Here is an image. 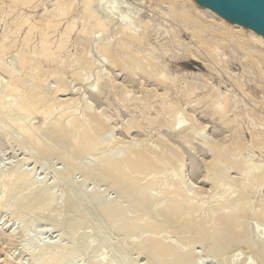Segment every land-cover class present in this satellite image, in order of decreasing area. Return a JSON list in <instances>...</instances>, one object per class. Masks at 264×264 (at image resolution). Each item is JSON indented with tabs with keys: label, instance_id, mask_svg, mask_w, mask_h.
<instances>
[{
	"label": "rangeland",
	"instance_id": "374dc122",
	"mask_svg": "<svg viewBox=\"0 0 264 264\" xmlns=\"http://www.w3.org/2000/svg\"><path fill=\"white\" fill-rule=\"evenodd\" d=\"M96 1L100 2L97 6L102 7L100 5H103L105 8V15L114 16L115 19L119 16L121 11L123 13V10H125L124 13H126V11L129 12L132 10V6H135L134 10L138 9L141 11L142 14L138 10L137 12L135 10V14L134 10H132L133 14L136 16L141 14L144 25H150L144 26L145 28L147 27L146 32L143 27V33L145 32L144 43L141 44L139 48L135 47L134 51H139L141 55H143L145 51L151 52L155 57L158 55V69L166 70L165 73L157 77V79H154L156 77H153L151 71H145L146 68L144 69V64L146 61L140 56V53L135 56L134 54L131 55L134 57L138 56L137 58H130L129 55L127 57L123 53V55L120 54L122 59L126 57V64L118 66L113 64L112 58L109 57L107 53L101 54L97 48L99 45L98 43L107 39H112L111 42L117 40V38H115V29H117L119 25H117L118 18L115 20L116 22L114 24L112 23V25H110V28H108L106 32H100L98 30L99 27L95 28L96 30L91 28L95 31L90 29L92 33L89 32L90 35L88 39L80 42L74 40L75 33H77L81 27V20L76 19L77 25L75 26L74 33L70 36L71 39L69 38L67 43L68 46L66 45V48H64L59 55L60 59L54 63L58 66L57 69L63 71L66 70L70 61L73 60L74 57L72 59L71 57L79 55L81 60L76 69L69 71L67 69L66 71H68V73L65 74V79L63 76L64 80H61L64 82H62L58 79L59 75H55L54 64L50 66L40 61L38 64V67H40L39 70H41L40 72L45 70L44 73H47V76H45L47 79H44V77L41 78L45 80L44 82L41 80L39 81L37 78L39 75L36 76L37 74L35 75V72H29L28 75L30 77L26 76L29 78H26L28 86L25 85L26 87L22 88L24 91L29 88L28 90L31 89L33 92L37 88L39 91L37 90L36 92H40L44 96L48 95L47 97L52 96L56 99L57 103H64L66 100L71 103L68 105L69 107L64 106V111L56 109L52 110L47 115H44L43 112L42 115H40V111L36 112L37 114L33 116H29L28 113L20 109L19 111L17 108L15 110L6 109V107L10 106V103L14 99L13 97L17 96L21 98V95L24 93L22 89V92L18 89L12 91L13 89L15 90L16 87L12 89V86L9 84V77L11 76L8 74L11 75L10 72H12L15 67L19 66V58L22 59L23 57L20 53H22L21 49L25 43L24 39L28 27L25 25L18 33L13 34L12 31L15 27L14 22L16 21V17H21V15L17 16L19 9L13 12L7 3L8 1L0 0V2L5 3H3L4 10H1L2 13H0V41L3 40L7 33H12L11 38L14 37L15 40L11 43L12 47L7 51L8 53H4V55L6 54V58H4V55H0V176H4L14 169V171L25 169L30 172V175H28L29 172L27 174L29 177L26 175V185L23 189L21 188L18 189V191H13L12 193L14 194L8 193L5 185H3L5 182L0 180V256L4 258L14 247L11 250L13 254V256L10 255L11 257H23V261H26L25 264H34L31 263L32 256L29 251L37 249L41 241L46 238L47 241H52V244L59 245L57 252H59L58 255H60L62 259L60 258V260H57L54 264H93L97 255H105L106 257L108 255V257L112 258L113 254L115 260L119 258L117 261L114 260L116 264H192L194 262L198 264H264V239L261 240L263 246L259 244L262 247L256 246V249H250L248 248L249 246L244 245L247 241L246 238L250 237L255 230L257 231L259 227L264 229V176L262 175L264 172V147H262L264 146V44L260 45L247 41L245 39L247 38L245 34H243L244 37L239 34L238 37L235 36V38L232 37L224 41L214 40V38H210V33L207 34L206 32L199 35L193 30L190 23L187 24L186 22L185 25L184 19H179L171 13H177L180 10L179 8L184 5L183 0H173V2L172 0ZM122 1H125V3L123 4ZM151 2L152 4H150ZM43 3H37L38 6L36 8L25 7L22 11H24V15H29L33 22H37L44 10L54 7V0H47ZM80 4L81 3H79V5ZM124 5L127 8L125 7L124 9ZM78 8L80 7L78 6ZM74 17H76V12L63 18L59 28L62 29L67 23V20H73ZM208 19L210 20L211 18L208 17L205 20V18L201 17L199 19L201 21H198L200 23L202 22L203 24H201L204 26L208 25V23L210 24ZM212 25H208V27L212 28L214 26ZM215 27L216 26L213 28ZM56 33L57 32L51 33L53 41L57 39L56 36L58 33ZM200 36L203 38H200ZM39 37L38 33L33 34L31 36L30 45H36ZM144 44L146 47L143 46ZM84 51H90L89 56L91 57L89 58H91L92 62L95 64H92L90 59L86 56L83 57V54H87L84 53ZM28 56L31 55L28 54ZM2 57L4 59H2ZM118 59L119 58L115 60L118 61ZM134 59L137 62H135ZM140 60L142 63H140ZM61 61H63V63ZM136 63L140 65L138 66ZM6 64L8 65L7 69L4 67ZM8 67L12 69H8ZM131 67L134 68L132 69ZM2 68L3 71L6 69V72H3L1 70ZM149 75H152V77ZM53 77L56 80H54ZM166 77L173 78L171 81L169 80V84L162 82ZM57 81L61 82H58L60 86L63 85V93L62 91L56 92L58 91V89H56V87H58ZM10 83L13 84L12 80ZM62 83H66V87ZM31 87L35 88L32 89ZM42 88L46 89L47 92L44 89L42 90ZM50 92L53 95H50ZM220 93L222 96L227 93V96H224L227 101L225 109L228 108V119L225 123L221 115L212 109L215 101L214 98L219 99V97H221ZM198 99H202L203 101L206 100L208 104L204 106L196 105L197 102L195 101ZM89 104L91 106H89ZM171 105L172 109H176L178 106L176 111H178V108L181 106L180 110L175 115H173L175 111H172ZM87 106L92 108L89 109L91 111L87 114L89 115L90 113V115L87 116L88 126L92 125V127L94 126L95 128L98 125V127L92 129L95 133L89 136L94 138L91 139V141L89 137L85 139V141H88V145L86 146V143L84 145V142L83 144L79 143V145L78 143H74L75 141H73V139L81 135L77 134L80 131L73 133V135L75 134V136H73L74 138H72V136L71 138L60 137L64 131V125L61 124L62 121L64 122L67 116L77 114L78 112L80 113L84 109H87ZM64 107L62 106L61 109ZM90 116H92L91 119L93 118L92 121L89 118ZM177 118L188 119L189 126L190 123L191 126H193V129H191L192 133L186 140L181 139L178 130L170 131L168 129L169 124L171 122H176ZM94 120L97 122L95 121L93 124ZM150 120H152V123ZM18 122L29 124L32 127L33 138L36 141L32 138V134L29 135L30 137L24 135L18 127ZM92 130L91 133H93ZM257 139H259V141ZM203 140L206 142L204 141V143ZM37 142L39 144H37ZM90 142L93 143L91 144ZM94 144L97 147H94ZM98 144L100 145L98 146ZM23 146L25 149H23ZM137 146L139 148L142 146L140 150L145 149L147 153L155 152L154 149L158 152L160 148V152L155 154L157 162L154 161L156 163H153L150 167L151 171H146L147 174L145 171L143 173L141 171L139 174H134L132 179L129 177H121L122 179L120 178L117 181L116 178L112 176L113 170H108L103 166L105 156L110 157L109 155L115 156L118 154L120 158H126L129 157V155H134L135 149H137V151L139 150ZM26 148L28 151H26ZM55 148H57L58 152L61 151L59 155L60 159H58L59 156L57 155V158L51 160L50 158H53L51 156H53L54 153V155L57 154ZM169 151H171V153ZM179 151L183 152L184 155L186 154V156H184L183 162L180 161L181 163L178 162L175 165L173 163L175 159L174 155L179 154ZM32 153L35 158H33ZM36 153L37 156H39L38 158ZM149 155L152 154H148V156ZM61 157H65V159ZM36 158L38 159L37 162L35 160ZM68 158H71L70 161H68ZM248 160H252L253 163ZM49 161L53 163L48 164ZM192 161H195V165L193 166ZM44 162L47 163L45 164ZM54 163L55 165H53ZM257 163L262 164V170L258 173V177L260 178L259 174H261L263 178L260 179L263 182L260 181L258 177L255 179L257 182L254 181L251 176L250 179L252 178L253 180L250 181L249 177L246 175V173L248 175L251 174L250 167H253ZM44 165L46 166L44 167ZM52 165L53 168L55 166L54 169H51ZM214 165V174L212 172V176L211 173L208 172L210 173L208 174L207 171H209L210 167H214ZM244 169L245 171H243ZM247 169L248 171H246ZM224 171L228 174L226 175L228 181L225 178L226 182H228L227 185L229 182V185H231V183L233 184V182L235 184L228 188L230 192L227 190L228 192L226 191L223 194L224 191L220 192L219 190L216 194L218 196L215 198L211 197V194L214 196L216 191L215 187V190H213V186H216V183L215 185L211 183L214 180V175H216L217 172L220 174V172ZM249 171L250 173H248ZM173 174L178 177L175 176L174 178ZM94 175L102 176L103 180L99 177L95 178ZM186 175H188V178ZM168 176L175 180L177 178L179 181L182 180V185L187 189L192 185V188L190 186L188 190H192L193 187H195L194 189L199 191V198H201V195L206 196H204V198L202 196L204 203L199 207L191 208L192 210L186 209L183 207L184 205H181L182 208L180 207V210L182 212L184 211L183 213L180 211V214V212L178 213L177 211L172 215H168L167 207L170 205L169 203H171L172 199L175 200V198L178 197L176 200L179 201V199L183 197L182 195L177 196V194H175V197L173 196L174 198L168 196V194H165V196L164 194L162 195L160 187L169 186L170 178ZM191 177L193 178L192 181L190 180ZM236 177L238 183L232 180ZM245 177L246 180L244 179ZM44 178V183L46 182L45 184L50 186L51 190L47 192L48 196L46 199L43 201L41 200L42 202L38 204L36 203V207L34 206L35 208L25 209L26 207H22L20 204H22L23 197L33 189L32 192L34 193L38 184H40V181L44 180ZM85 178H87V180ZM206 178L209 179L207 180ZM149 179L150 181H148ZM85 180L86 183L84 182ZM109 181H111V184ZM152 181L158 183L153 184ZM165 181L167 184H165ZM147 182L150 184L149 191L154 194H159V196L162 197L141 199L138 191L140 193L144 188L143 185L148 184ZM239 182L241 183L239 184ZM131 183L134 185L136 184V188H130ZM141 184H143L141 186L142 188L140 187ZM28 188H31V190L29 191ZM124 190L130 195L126 194V191V193H124ZM210 191H212V193ZM98 192H102V196H98L94 201L90 202V195H95ZM88 193H90V195L87 196L89 197L87 199L86 194ZM136 193L138 195H136ZM220 193H222L223 196H220ZM83 199L85 200L83 201ZM239 199H244L245 201L242 200V202L245 203V205H242V202H238V205L237 200L241 201ZM182 200L178 203L181 204ZM234 201L236 202L235 209H233ZM230 204L233 211L230 207L229 211L228 206ZM106 205L108 207H106ZM109 205L113 208V212H109V209H107L108 211L103 209L104 206L105 208H109ZM163 206H165L164 211ZM119 207L125 212L120 211ZM219 209H221V211ZM217 210L221 214L218 213ZM105 211L109 212V214H105L107 213ZM121 213H123L124 216ZM212 215H215V217L212 218ZM226 218L228 220H226ZM147 219H150V221ZM43 220H45L46 223ZM135 220H139L138 223L141 220L143 222L145 221L144 223L151 222V224L152 221H155L159 227L153 223L152 226L154 225L153 227H157L155 229L150 227L151 224L148 223L146 225L149 226V230L142 224L145 228L140 226L143 227V229L139 228L138 235L136 234L135 237L132 238V240H134L132 244L130 242L125 243L119 241L120 239L117 236V232L123 231L122 233H124L130 223ZM143 222H140V224ZM58 223L61 224V226ZM58 225L63 229H55V226L57 227ZM45 226H48L47 229L50 230V232L44 229ZM68 227L69 229L71 227V230H69ZM263 229H260V232L264 233ZM216 230L218 231L215 232ZM13 231H16L13 238L14 240L12 238L10 239L14 241V244H12V248H9V250V237L11 234L14 235ZM148 231L151 232L149 233ZM150 235L153 237L151 238ZM230 235L231 238L229 237ZM262 235L264 237V234ZM147 239L150 243H145ZM85 241H88V243L90 242V247H88V249H82L78 251V253L75 252V257L70 260L68 256L72 248ZM218 241L221 242V244ZM108 242H110L109 245ZM151 243H157V245ZM140 244L142 247H140ZM149 244L153 248H151ZM143 245L149 247V249H153L152 251L150 249L149 252L147 250V252H151V254L148 255L142 249L144 247ZM158 245L162 248L163 253L160 251L161 248ZM169 245L173 247L174 251L171 250V246L169 250ZM156 246L159 248L156 249ZM209 246H211L214 251L208 248L209 251L211 250L208 254L209 256L201 254L203 252L202 250L205 249L206 251V248ZM113 249H116L115 251L118 250V253H112ZM164 249L168 251L165 253L168 254L166 256L164 254ZM178 251L179 253L183 251L185 256L182 255L183 253L179 254ZM170 252L175 253L170 254ZM152 253L156 254H154L156 258ZM259 253L262 256H260ZM197 255L199 258H196ZM180 256L183 259H181ZM152 258L157 259V261H152ZM13 259L14 258L10 259V264H16L17 262L15 263V261H19ZM1 262L2 260H0V264Z\"/></svg>",
	"mask_w": 264,
	"mask_h": 264
},
{
	"label": "bare ground",
	"instance_id": "6f19581e",
	"mask_svg": "<svg viewBox=\"0 0 264 264\" xmlns=\"http://www.w3.org/2000/svg\"><path fill=\"white\" fill-rule=\"evenodd\" d=\"M6 1H8L7 3H8V5H9V7L12 9V11L14 12V11H16L17 9H19L18 10V12H17V16H20L21 15V17L20 18H18V17H16V23L14 22V24H15V27H14V30L12 31V33L13 34H16V33H18L20 30H21V28L22 27H24L25 25H27V27H28V30H27V33H26V36H25V39H24V41H25V43H24V45H23V47H22V49H21V52L22 53H20V54H22V59L21 58H19L20 59V63H19V66H17V67H15V69L14 70H12V72H10L11 73V75L10 74H8L9 76H11V77H9V79H10V82H11V80H12V83L13 84H11L10 82H9V84L12 86V89H13V87H16V89L14 90H12V91H16L17 89L18 90H20V92H22L21 91V89L22 88H24V87H26L25 85H27L28 86V83H26V80L27 79H29V78H27L29 75H28V73L30 72H35V75L36 76H38L39 75V77H37L38 79H39V81L41 80V81H45L44 79H47L45 76H47V73L45 72L44 73V71H42V72H40L41 70H39L40 69V67H38V64L40 63V61H42L43 63H46V64H48V65H53L54 63H56L57 61H58V59H60L59 58V55H60V53L62 52V50L64 49V48H66V45H67V43H68V41H69V38H70V36L74 33V31H75V26L77 25L76 24V19H79V20H81V27L79 28V30H78V32L77 33H75V35H74V40L76 41V42H80V41H84V40H87L88 39V36L90 35V33H92V31H90V29L91 28H97V27H99V31L100 32H106L107 30H108V28H110V25H112V23L114 24L116 21V19L118 20L117 21V29H115V31H116V35H115V38H117V40H115V41H113V42H111V40L112 39H107V40H104V41H102V42H100V43H98L99 45H98V50L101 52V54L102 53H107L108 54V56L109 57H111L110 59L112 60V62H113V64H115L116 66H118V65H121V64H126V57L124 58V59H122V57H121V55L120 54H124L125 56H127L128 57V55L130 56V58L131 57H134L135 55H137V54H139L140 52L138 51V52H136V51H134V49H135V47H140V45L141 44H143L144 43V40H145V36H144V34H145V32L147 31V27L145 28L144 26H149V25H144V21H142V16H141V11H139L138 9H135L136 10V12H137V10L141 13V14H139L140 16H141V18H140V16L139 15H135L136 14V12H135V10H134V7L132 6V10H134V13L135 14H133V12H132V10H130L129 12H127L126 11V13H124V11L125 10H123V13H122V11L120 12V14H119V16L118 17H116V19L114 18V16H111V15H105L106 13H105V8L103 7V5H100V6H102V7H99V6H97V5H99L100 4V2H97L96 0H54V7L52 8V9H46V10H44L43 12H42V14H41V17H40V19L38 20V19H36V20H38L37 22H33L32 21V19H31V17L29 16V15H24V11H22V9L23 8H32V7H34V8H36L37 6H38V4L39 3H43L44 1H47V0H6ZM49 1V0H48ZM53 1V0H52ZM100 1V0H99ZM115 1V0H114ZM128 1H130V0H128ZM133 1V0H132ZM137 1V0H136ZM146 1V0H145ZM184 1V5H182L179 9V11L177 12V13H175V12H171L173 15H175V16H177V18H179V19H184V21H185V25H186V22H187V24L188 23H190L191 25H192V27H193V30H195L199 35L201 34V33H203V32H206L207 34L208 33H210L209 34V36H211L210 38H214V40H218V41H224V40H228V39H231L232 37H234L235 38V36H239V34H240V36H243V34H245L246 36H247V38H245L247 41H251V42H254L255 44H264V36L263 35H260L258 32H256L255 30H253V29H251V28H245V26H242V25H240V24H238V23H230V22H228V21H226L221 15H219L218 13H216L213 9H205V7L204 6H202V5H200V4H198V3H196L194 0H183ZM97 2V3H96ZM104 2V1H103ZM123 2V1H122ZM172 2H173V0H172ZM4 3V2H0V13H2V11L4 10L3 8H4V4H3V7H2V4ZM38 3V4H37ZM79 3H81L80 5H79ZM102 3V2H101ZM125 3V1L123 2V4ZM44 4V3H43ZM128 4V3H127ZM135 4V3H134ZM138 4V3H137ZM143 4V3H142ZM150 4H152V2L150 3ZM46 5V4H45ZM80 7V8H78V6ZM47 6V5H46ZM130 6V7H131ZM110 7V6H109ZM125 5H124V9H125ZM77 8V9H76ZM127 8V7H126ZM137 8V7H136ZM142 8V7H141ZM171 8V7H170ZM130 9V8H129ZM128 9V10H129ZM153 9V8H152ZM2 10V11H1ZM122 10V9H121ZM141 10V9H140ZM142 10H143V8H142ZM171 10V9H170ZM115 11V10H114ZM74 12H76V17H74V19L72 20H67V23L65 24V26L62 28V29H60L59 28V26H60V24L62 23V19L63 18H65V17H67V16H69V14H71V13H74ZM107 13H108V11H107ZM117 13V12H116ZM6 14H7V12H6ZM13 14V13H12ZM138 14V13H137ZM168 14H169V12H168ZM8 15V14H7ZM6 15V16H7ZM31 15V14H30ZM170 17V16H169ZM201 17H203V18H205V20L208 18V17H210L211 19L209 20V22H210V24L208 23V25H214V26H216L215 28H209L208 27V25H202L199 21H201V20H199ZM18 18V19H17ZM113 18V19H112ZM176 18V17H175ZM2 19V18H1ZM15 19V18H14ZM69 19V18H68ZM119 19H120V21H119ZM173 19V18H172ZM199 20V21H198ZM113 21V22H112ZM2 22V21H1ZM121 22V23H120ZM146 23H149V22H146ZM145 28V32L143 33V31H144V28ZM91 30H93V29H91ZM96 30V29H95ZM95 30H93V31H95ZM7 31V30H6ZM52 32H57L56 34H57V39L55 40V41H53V39L51 38V33ZM90 32V33H89ZM12 33H7L6 35H5V37L3 38V40L2 41H0V55H4V53H6L7 51H9L10 50V48L12 47V45H11V43L12 42H14L15 40H14V37L13 38H11V34ZM39 34V39H38V41H37V44L36 45H30L31 43H30V41H31V36L33 35V34ZM196 33V34H197ZM114 36V35H113ZM117 36V37H116ZM119 37V38H118ZM147 37V36H146ZM199 37V36H198ZM202 36H200V38H201ZM244 37V36H243ZM112 38V37H111ZM114 38V37H113ZM203 38V37H202ZM205 38V37H204ZM71 39V38H70ZM203 40V39H202ZM205 40V39H204ZM231 41V40H230ZM235 41V40H234ZM238 42H240V41H238ZM204 43V42H203ZM242 43V42H241ZM201 44H202V41H201ZM205 44V43H204ZM207 45V44H206ZM68 46V45H67ZM144 47H146L145 46V44L143 45ZM211 46V45H210ZM240 48V47H239ZM146 50V49H145ZM210 50V49H209ZM211 51V50H210ZM19 52H20V50H19ZM8 53V52H7ZM18 53V52H17ZM30 54L31 56H28V54ZM84 53H87L86 55L85 54H83V57L84 56H86L88 59H90V61L92 62V59L91 58H89V57H91V56H89L90 55V51H87V52H85L84 51ZM143 53V52H142ZM151 53V52H150ZM148 51H145L144 53H143V55H141V53H140V56L143 58V59H145V61H146V63L144 64V62H143V64H144V69L146 68V70L145 71H151L152 72V74H153V77H156V78H154V79H157V77H159V76H161V75H163L164 73H165V71L164 70H162V69H158V65L159 64H157L158 62L157 61H159V59L157 58L158 57V55H156L157 57H155L152 53L150 54ZM16 54V53H15ZM19 54V53H18ZM80 54V53H79ZM82 54V53H81ZM106 54V55H107ZM122 54V55H123ZM134 54V56H131V55H133ZM169 54V53H168ZM171 54V53H170ZM212 54V53H211ZM247 54V53H246ZM6 55V54H5ZM5 55H4V58H6L5 57ZM63 55V54H62ZM248 55V54H247ZM82 56V55H81ZM172 56V55H171ZM196 56V55H195ZM262 56V55H261ZM19 57V56H18ZM74 57V58H73ZM124 57V56H123ZM138 56H136V57H134V58H137ZM3 57H2V59H4ZM17 58V57H16ZM73 58V60L72 61H70V64L67 66V68H66V70L68 69V71L69 70H72V69H76V67L78 66V64H79V62H80V56L79 55H74V56H72L71 57V59ZM117 58H119L118 59V61H116L115 59H117ZM19 59H17V60H19ZM87 59V60H88ZM139 59V58H138ZM15 60V59H14ZM115 60V61H114ZM135 60V59H134ZM133 61V60H132ZM41 62V63H42ZM62 63H63V61H61ZM111 62V61H110ZM135 62H137L136 60H135ZM218 62V61H217ZM94 62H92V64H93ZM139 63V62H138ZM140 63H142V61L140 60ZM61 64V63H60ZM95 64V63H94ZM134 64V63H133ZM137 64V63H136ZM135 64V65H136ZM219 64V63H218ZM44 65V64H43ZM55 65V64H54ZM138 65V64H137ZM137 65H136V67H137ZM140 65V64H139ZM138 65V66H139ZM261 65V64H260ZM7 64H6V66H4V67H6V69H7ZM1 67V66H0ZM61 67V66H60ZM64 67H65V65H64ZM135 67V66H134ZM133 67V68H134ZM142 67V66H141ZM140 67V68H141ZM53 68V67H52ZM54 68H55V71L54 72H56L55 73V75L57 76V75H59L58 76V79L59 80H61V79H63V76H64V79H65V74L66 73H68V71H66V70H59V69H57L58 68V66H54ZM132 68V67H131ZM132 68V69H133ZM139 68V67H138ZM5 69V70H6ZM8 69H12V68H9L8 67ZM46 69V68H45ZM61 69V68H60ZM137 69V68H136ZM135 69V70H136ZM2 71H3V68L1 69ZM4 70V71H5ZM52 70H54V69H52ZM51 70V71H52ZM138 70V69H137ZM142 70H143V68H142ZM3 71V72H4ZM8 71V70H7ZM47 71V70H46ZM49 71H50V68H49ZM6 72V71H5ZM9 72V71H8ZM80 72V71H79ZM134 72V71H133ZM49 73V72H48ZM58 73V74H57ZM137 73V72H136ZM135 73V74H136ZM54 74V73H53ZM151 74V73H150ZM33 75V74H32ZM51 75H52V72H51ZM27 76V77H26ZM34 76V75H33ZM32 76V77H33ZM138 76V75H137ZM149 76H151L152 77V75H149ZM30 77V76H29ZM45 77V78H44ZM55 77V76H54ZM53 77V78H54ZM27 78V79H26ZM35 78V77H34ZM41 78H44V79H41ZM36 79V78H35ZM50 79V78H49ZM63 79V80H64ZM150 79V78H149ZM171 79H173V78H170V77H166L165 79H164V81H162V82H164V83H166V84H169V80L171 81ZM54 80H56L55 78H54ZM30 81H32V80H30ZM62 81V80H61ZM102 81V80H101ZM159 81V80H158ZM58 82H60V81H57V83ZM62 82H64V81H62ZM133 82V81H132ZM238 82V81H237ZM236 82V83H237ZM61 83V82H60ZM62 84H64V83H62ZM114 84V83H113ZM239 84V83H238ZM14 85V86H13ZM57 85V84H56ZM65 85V87H66V83L64 84ZM58 87H56V89H58V91H56V92H61L62 91V93H63V89L64 88H62V86L63 85H61L60 86V84L58 83V85H57ZM238 87V86H237ZM32 88V87H31ZM35 88V87H34ZM34 88H32V89H34ZM99 88V87H98ZM29 89V88H28ZM25 90L24 91V89H22L23 91H24V93L21 95L22 97L21 98H18L17 96H15L14 95V93H13V95L15 96V97H17V98H15V97H13L14 99L12 100V102L10 103V106L9 107H6L5 105V107H6V109L7 108H9V110L11 109V110H15L16 108H17V110H22V111H25L26 113H28V115L30 116V115H34V114H37L36 112H40V115H42V112L44 113V115H47V114H49L52 110H56V109H60V110H63V109H65V107H67L71 102H68L67 100L66 101H64V103H57L56 102V99H54L52 96L50 97H47V96H44L42 93H40V92H36L38 89L36 88L35 90H34V92L30 89V90ZM44 88H42V90H43ZM62 89V90H61ZM97 89V88H96ZM46 92H47V90L46 89H44ZM39 91V90H38ZM50 91H53V90H50ZM68 91V90H67ZM67 91H65V92H67ZM19 92V91H18ZM193 92V91H192ZM49 93V92H48ZM51 93V92H50ZM164 93H166V92H164ZM16 94V93H15ZM227 94V93H226ZM225 94V95H226ZM46 95V94H45ZM50 95H53L52 93L50 94ZM224 95V96H225ZM71 96V95H70ZM220 96L221 97H219V99L217 100V99H215L214 98V104H213V106H212V109L215 111V112H217L219 115H221V117H222V119L224 120V123L226 122V120L228 119V116H227V113H228V108L227 109H225V105H226V99L224 98V96H222L221 95V93H220ZM227 96V95H226ZM20 97V96H19ZM210 97H211V95H210ZM69 98V97H68ZM157 98V97H156ZM161 98V97H160ZM209 98V97H208ZM72 99V98H71ZM74 99V98H73ZM163 99V98H162ZM168 99V98H167ZM69 100V99H68ZM213 100V99H212ZM69 101H71V100H69ZM72 101H74V100H72ZM195 102H197L196 103V105H202V106H204V105H207L208 104V101H203L202 99H198L197 101H195ZM76 103V102H75ZM212 103V102H211ZM7 105V104H6ZM61 105V106H60ZM73 105V104H72ZM180 105V104H179ZM64 107V108H62L61 109V107ZM89 106H91L90 104H89ZM5 107H3V108H5ZM69 107V106H68ZM168 107V106H167ZM171 107V109H172V105L170 106ZM178 107V106H177ZM177 107H176V109L174 108V109H172V111L174 110L175 112L173 113V115H175L179 110H180V107L178 108L179 110L178 111H176L177 110ZM91 108V107H90ZM88 106H87V109H84L83 111H81L80 113L78 112L77 114H72V115H70V116H67L66 117V119L64 120V122L62 121V123L61 124H63L64 125V127H63V129H64V131L62 132V135L60 136V137H65V138H71V136H72V138H74L73 136H75V134L73 135V133H76L77 131L79 132V133H77L78 135L79 134H81L79 137L78 136H76L74 139H73V141H75L74 143H78V145H79V143L80 144H83V142H84V145H85V143H86V146L88 145L87 144V140L85 141V139L86 138H88L89 136H90V134H94L95 132H93L94 130H92L93 128H94V126L92 127V125H91V122H90V125L91 126H88V123H87V116H89L90 115V113H89V115H87L88 114V112L89 111H91V110H89L90 109ZM165 108V107H164ZM169 108V107H168ZM224 108V109H223ZM67 109V108H66ZM70 109H72V108H70ZM75 109V108H74ZM83 109V108H82ZM92 109V108H91ZM170 109V110H171ZM8 110V109H7ZM19 110V111H20ZM68 110V109H67ZM64 111V110H63ZM75 111V110H74ZM77 112V111H76ZM75 112V113H76ZM142 112V111H141ZM180 113V112H179ZM178 113V114H179ZM177 114V115H178ZM98 116V115H97ZM97 116H96V118H97ZM47 117V116H46ZM91 117L92 116H90L89 118L91 119ZM99 117V116H98ZM100 118V117H99ZM89 119V120H90ZM102 119V118H101ZM157 119V118H156ZM93 120V118L91 119V121ZM154 120V119H153ZM96 120H94L93 121V124H94V122H95ZM102 121H103V119H102ZM151 121V123H152V120H150ZM174 121V120H173ZM97 122V121H96ZM101 122V121H100ZM189 120L188 119H185V118H177V120H176V122H174V123H170L169 124V130L170 131H176V130H178L179 131V136L181 137V139H187L189 136H190V134L192 133L191 132V129H193V126H191V123H190V126H189ZM16 123V122H15ZM126 124V123H125ZM195 124V123H194ZM199 124V123H198ZM96 125V124H95ZM18 127L20 128V130L24 133V135H31L32 134V138H33V130H32V127L29 125V124H25V123H19L18 122ZM34 127V126H33ZM91 127V128H90ZM96 127H98V125L96 126ZM95 127V128H96ZM94 128V129H95ZM125 128V127H124ZM35 129V128H34ZM91 130H92V132L93 133H91ZM35 136V135H34ZM30 137V136H29ZM90 138V141H91V139H93L94 137H89ZM34 139V138H33ZM98 139V138H97ZM35 140V139H34ZM89 140V139H88ZM96 140V139H95ZM258 141H259V139H257ZM36 141V140H35ZM37 141L39 142V140L37 139ZM94 141V140H93ZM163 141V140H162ZM205 140H203V142H204ZM261 141V140H260ZM37 142V144H39ZM95 143H97L96 141H94ZM132 142V141H131ZM133 142H135V141H133ZM206 142V141H205ZM204 142V143H205ZM262 142V141H261ZM261 142H258V143H261ZM264 142V141H263ZM42 143V142H41ZM91 143V142H90ZM93 143V142H92ZM91 143V144H92ZM102 143V142H101ZM131 144V143H130ZM167 144V143H166ZM264 144V143H263ZM262 144V145H263ZM42 145V144H41ZM100 144H98V146H99ZM96 145L94 144V147H95ZM140 146V145H139ZM21 147H22V145H21ZM82 147V146H81ZM97 147V146H96ZM138 147V146H137ZM136 147V148H137ZM144 147H145V145H144ZM144 147H143V149H144ZM262 147H264V146H262ZM142 148V146L139 148L138 147V151H137V149H135L136 151H134V155L132 154V156H130L129 155V157H126V158H120V156L118 157L117 155H115V156H111V155H109L110 157H107V156H105V158H104V167L105 168H107L108 170H113V174H112V176L113 177H115L116 178V180L118 181L121 177L122 178H125V177H129V178H133L134 177V174L136 175V173H141V171H142V173L145 171H147L148 172V170H150V167L152 166V164L153 163H156L157 162V158H156V155L155 154H157L158 152H160V148L158 149V152H156L157 150H155L154 149V151L155 152H153V153H147V152H145V149L144 150H140ZM180 148V147H179ZM215 148V147H214ZM23 149H25V147L23 146ZM27 149V148H26ZM51 149V148H50ZM54 149V148H53ZM77 149H79V148H77ZM91 149H93V148H91ZM133 149V148H132ZM148 149V148H147ZM181 149V148H180ZM262 149V148H261ZM55 150H57V148H55ZM55 150H53V151H55ZM134 150V149H133ZM174 150V149H173ZM177 150V149H176ZM236 150V149H235ZM26 151H28V149L26 150ZM181 151H183V150H181ZM181 151H179L180 153L179 154H177V155H174V157H175V159L173 158V156H172V158L174 159L173 160V163L176 165L178 162L179 163H181V162H183L182 160H184V156H186V154L184 155V151L183 152H181ZM261 151V150H260ZM55 152H57V154L56 155H54L53 154V156H51V157H53V158H50L51 160H53L54 158H57V155L59 156L60 155V152L61 151H59L58 152V150L57 151H55ZM136 152V153H135ZM151 152H152V150H151ZM162 152V151H161ZM170 153H171V151H169ZM38 153V152H37ZM37 153H36V156H37ZM147 153V154H146ZM172 153H173V151H172ZM177 153V152H176ZM148 154H152V155H149L148 156ZM165 154H166V152H165ZM174 154V153H173ZM61 155H62V153H61ZM122 155H124V154H122ZM121 155V156H122ZM32 156H33V153H32ZM32 156H30V157H32ZM64 156V155H63ZM126 156V155H125ZM236 156V155H235ZM39 156H37V158H38ZM66 157V156H65ZM65 157L63 158V157H61V158H63V159H65ZM33 158H35L34 156H33ZM35 159L36 160V162L38 161V159ZM25 159H28V158H25ZM24 159V160H25ZM40 159V158H39ZM58 159H60V156L58 157ZM67 159V158H66ZM70 159L71 158H68V161H70ZM41 160V159H40ZM56 160V159H55ZM44 161V160H43ZM58 161V160H57ZM154 161H156V162H154ZM181 161V162H180ZM249 161V160H248ZM248 161H247V163H248ZM252 163H253V161L252 160H250ZM249 161V162H250ZM258 161V160H257ZM263 161V160H262ZM47 162H48V160H47ZM47 162H44L45 164L47 163ZM51 162V163H50ZM39 163V162H38ZM41 163V162H40ZM43 163V164H44ZM53 162L52 161H49V163L48 164H52ZM55 163H56V161H55ZM55 163L53 164V165H55ZM195 163V161H192V166L193 165H195L194 164ZM259 163H261V162H259ZM259 163H257V164H255L253 167H250V170H251V174L250 175H248L247 173H246V175L249 177V179H250V176L254 179V181H256L255 179L258 177V173H260V171L262 170L261 168H262V164H259ZM173 164V165H174ZM216 164V163H215ZM251 164V163H250ZM53 165L51 166L52 168L51 169H54L55 168V166H54V168H53ZM155 165V164H154ZM180 165V164H179ZM182 165V164H181ZM46 165H44V167H45ZM251 166H252V164H251ZM264 166V165H263ZM181 167V166H180ZM247 167V166H246ZM246 167H245V169H246ZM49 168V167H48ZM213 168H215V165H214V167H210L209 168V171H207V173L208 172H210L211 173V175L213 176V174H214V171H213ZM17 169V168H16ZM19 169V168H18ZM245 169L243 170V171H245ZM249 169V168H248ZM248 169L246 170V171H248ZM15 170V169H14ZM10 171V172H8V173H6L4 176L2 175V176H0V180H2V181H4L5 182V184H3V185H5V187H6V191L8 192V193H12L13 191H18V189H23V187L26 185V183H27V181H25V179L27 178V176L28 175H30V172L29 171H26L25 169H20V170H16V171ZM103 170L105 171V169L103 168ZM151 171V170H150ZM149 171V172H150ZM238 171H239V168H238ZM28 172H29V174H28ZM55 172V171H54ZM60 172V171H59ZM147 172H146V174H147ZM212 172H213V174H212ZM263 172V171H262ZM88 173V172H87ZM86 173V174H87ZM102 173H104V172H102ZM210 173H208V174H210ZM216 173V172H215ZM248 173H250V171L248 172ZM264 173V172H263ZM262 173V175L264 176V174ZM28 174V175H27ZM101 174V173H100ZM217 174H218V172H217ZM214 175V183H213V181L211 182L212 183V185L214 184L215 185V183H216V186H213V190H215L216 189V191H215V195L213 196L211 193H212V191H210L211 193H209V194H211V197H216V196H218V195H216L218 192H219V190H220V192H222V191H224L223 192V194L228 190L229 191V187L231 186V185H233V184H235L234 182H233V184L231 183V185H229L230 184V182H229V184L227 185V183L228 182H226V180H227V176L226 175H228L227 174V172L226 171H224V172H220V174H218V175ZM27 175V176H26ZM54 175V174H53ZM95 175H98V174H95ZM94 175V176H95ZM174 175V174H173ZM172 175V176H173ZM189 175H190V172H189ZM206 175V174H205ZM246 175H244V176H246ZM87 176V175H86ZM133 176V177H132ZM175 176L176 175H174V178H175ZM188 175H186V177H187ZM208 176V175H207ZM225 176V177H224ZM243 176V175H242ZM259 176H260V178L262 179L263 178V176H261V174H259ZM29 177V176H28ZM88 177V176H87ZM97 177H99V178H102L101 180H103V177L102 176H95V178H97ZM169 178H170V182H169V186H167V187H163V185H162V187L163 188H161L160 187V191H161V193H162V195L164 194V196H165V194H168V196H176L175 194H177V196L178 195H182L183 197H182V199L184 200V203H183V200L180 198L179 199V201L178 200H176V198L178 199V197H176L175 198V200L174 199H172V201H171V203H169V202H166V203H169L168 205V207H167V209H168V211H167V213H168V215H172V214H174L175 212H177L178 211V213L181 211L180 209L182 208L181 207V205L183 206V207H185L186 209L188 208V209H191V208H193V207H199L200 205H202L203 203H204V201H203V198H204V196L203 195H201L200 197L201 198H199V196H198V193H199V191L197 190V189H194L195 187H193V189L192 190H188L189 188H190V186H191V188H192V185H190L189 187H188V189L187 188H185L183 185H182V183H181V181H179L178 180V178L175 180V179H173L172 177H170V176H168ZM176 177H178V176H176ZM211 177V176H210ZM240 177V176H239ZM248 177H247V182H248ZM94 178V177H93ZM92 178V179H93ZM121 178V179H122ZM172 178V179H171ZM188 178V177H187ZM212 178V177H211ZM225 178H226V180H225ZM250 179V181L251 180H253V179ZM259 177H258V179L260 180V181H262L261 179H260ZM86 180H87V178H85ZM113 179V178H112ZM192 177H191V181H192ZM207 179V178H206ZM209 179V178H208ZM207 179V180H208ZM245 180H246V177L244 178ZM84 180V179H83ZM86 180L84 181L85 183H86ZM94 180V179H93ZM109 180H111V179H109ZM152 180V179H151ZM167 180V179H166ZM171 180H173V181H171ZM211 180V179H210ZM209 180V181H210ZM230 180V179H229ZM232 180H234V181H236L237 183H238V181H237V177L235 178V179H232ZM240 180V179H239ZM258 180V181H259ZM44 181H45V178H44V180H42V181H40V184H38V187L36 188V191L33 193L32 191L34 190H31V188L29 189V191L30 192H28L24 197H23V199H22V204H20L22 207H26L25 209H32V207H34L35 206V204L37 203H40V202H42L43 200H45L46 199V197L48 196L47 195V192H49V190H50V186H47V184H45L44 183ZM94 181H96V180H94ZM98 181V180H97ZM112 181H114V180H112ZM148 181H150V179L148 180ZM208 181V182H209ZM228 181V180H227ZM243 181V180H242ZM3 182V183H4ZM110 182V184H111V181H109ZM153 182V181H152ZM152 182H151V184H152ZM166 182V181H165ZM226 182V183H225ZM246 182V181H245ZM246 182V183H247ZM257 182V181H256ZM263 182V181H262ZM82 183H83V181H82ZM148 183V182H147ZM158 183V182H157ZM157 183H154L153 182V184H157ZM191 183V182H190ZM190 183H188V184H190ZM236 183V184H237ZM241 182H239V184H240ZM250 183V182H249ZM252 183V182H251ZM255 183V182H254ZM260 183V182H259ZM258 183V184H259ZM113 184H114V182H113ZM113 184H112V187H113ZM164 184V183H163ZM165 184H167V182L165 183ZM262 184V183H261ZM115 185V184H114ZM143 184H141L140 185V187L142 186ZM148 185V186H147ZM144 184L143 186H144V188L140 191V193H139V191H138V194L140 195V197H141V199H147V198H150V197H157V198H159V197H162V196H159V194H154V193H151L150 191H149V183L148 184ZM249 185V184H248ZM54 186V185H53ZM111 186V185H110ZM109 186V187H110ZM136 186V184L134 185V184H132L131 183V185H130V188H133L134 189V187ZM166 186V185H165ZM240 186V185H239ZM243 186V185H242ZM241 186V187H242ZM252 186V185H251ZM4 187V186H3ZM111 187V188H112ZM151 187V186H150ZM186 187H187V185H186ZM214 187H215V189H214ZM238 187V186H237ZM244 187V186H243ZM246 187V186H245ZM129 188V189H130ZM136 188V187H135ZM142 188V187H141ZM140 188V189H141ZM232 188H233V186H232ZM240 188V187H239ZM247 188V187H246ZM201 189V188H200ZM231 189V188H230ZM235 189V188H234ZM238 189V188H237ZM128 190V189H127ZM139 190V189H138ZM239 190H241V189H239ZM10 191V192H9ZM51 191V190H50ZM126 190H124V193H126L125 192ZM129 191V190H128ZM130 191H132V190H130ZM136 191V190H135ZM134 191V192H135ZM227 191V192H228ZM234 191V190H233ZM243 191V190H242ZM32 192V193H31ZM134 192H132V193H134ZM230 192V191H229ZM124 193H122V194H124ZM131 193V194H132ZM12 194H14V193H12ZM49 194V193H48ZM126 194H129L128 192L126 193ZM137 193H136V195H138ZM170 194V195H169ZM221 194V195H220ZM219 195L220 196H223L222 195V193H220ZM88 195H90V193H88V194H86V197L88 196ZM130 195V194H129ZM128 195V196H129ZM135 195V194H134ZM98 196H102V192H98L97 194H95V195H90V198L89 197H87V199L89 198L90 199V202L91 201H94ZM124 196V195H123ZM202 196H203V198H202ZM208 196H210V195H208ZM7 197H9V196H7ZM125 197V196H124ZM173 197V198H174ZM206 197V196H205ZM210 197V198H211ZM166 198V197H165ZM6 199V198H5ZM5 199H2V200H5ZM9 199V198H8ZM86 199V198H85ZM85 199H83V201L85 200ZM140 199V200H141ZM162 199H164V198H162ZM167 199V198H166ZM39 202H38V201ZM42 200V201H41ZM168 200H170V199H168ZM181 200H182V203L181 204H179L180 202H181ZM196 200V201H195ZM239 200H241V199H239ZM243 201H245L244 199H242ZM242 200L241 201H238L237 200V203L238 202H242ZM107 201V200H106ZM161 201V200H160ZM236 201V200H235ZM234 201V202H235ZM4 202H6V201H4ZM87 202V201H86ZM179 202V203H178ZM233 202V203H234ZM8 203V202H7ZM224 203V202H223ZM222 203V204H223ZM110 204V203H109ZM245 205V203H243L242 202V205ZM33 205V206H32ZM113 205V204H112ZM116 205V204H115ZM233 205V204H232ZM235 205H236V202L234 203V205H233V209H235ZM238 205H239V203H238ZM28 206V207H27ZM41 206V205H40ZM110 206V205H109ZM221 206V205H220ZM219 206V207H220ZM224 206V205H223ZM231 206V204L228 206V208ZM36 207V206H35ZM34 207V208H35ZM106 207H108L107 205H106ZM165 206H163V208H164ZM181 207V208H180ZM218 207V206H217ZM232 207V206H231ZM230 207V208H231ZM237 207V206H236ZM40 208V207H39ZM38 208V209H39ZM184 208V209H185ZM221 208H223V207H221ZM230 208H229V211H230ZM240 208H241V206H240ZM104 210L106 209H109V212L111 211V212H113L112 211V209L113 208H111V206L109 207V208H105V206H104V208H103ZM111 209V210H110ZM119 209H120V207H119ZM118 209V210H119ZM162 209V208H161ZM195 209V208H194ZM218 209V208H217ZM125 210V209H124ZM165 210V208L163 209V211ZM192 210V209H191ZM220 211H221V209H219ZM227 210V209H226ZM231 210H232V208H231ZM108 211V210H107ZM107 211H105V212H107ZM120 211H122V212H125V211H123V210H121L120 209ZM119 211V212H120ZM218 211V210H217ZM228 211V210H227ZM229 211H228V213H229ZM233 211V210H232ZM14 212V211H13ZM109 212H107V213H105V214H109ZM118 212V213H119ZM182 212V211H181ZM181 212H180V214H181ZM184 212V211H183ZM182 212V213H183ZM218 213H220L219 211H218ZM226 213V212H225ZM227 213V214H228ZM111 214V213H110ZM121 214H123V213H121ZM120 214V215H121ZM189 214V213H188ZM188 214H186V215H188ZM192 214V213H191ZM214 214V213H213ZM221 214V213H220ZM227 214H225V215H227ZM119 215V214H118ZM167 215V214H166ZM183 215H185V214H183ZM122 216V215H121ZM123 216H124V214H123ZM219 216H221V215H219ZM228 216V215H227ZM226 216V217H227ZM119 217V216H118ZM213 217H215V215L213 216L212 215V218ZM223 217H224V214H223ZM222 218V217H221ZM148 221H150V219H147ZM153 220V219H152ZM151 220V221H152ZM211 220H214V219H211ZM226 220H228L227 218H226ZM44 222H45V220H43ZM47 221H48V219H47ZM71 221V220H70ZM69 221V222H70ZM75 221V220H74ZM138 221L139 220H135V221H132V223H130V225H129V227L127 228V230H125L124 231V233H122V232H117V236L119 237V241H121V242H130L131 244H132V242L134 241V240H132V238H134L135 237V235L138 233V231L142 228L143 229V225H145V227H147L148 229H149V226H147L146 224H151V222H148V223H144L143 221H141L140 220V222H143V223H141L140 224V222L138 223ZM223 221V220H222ZM225 221V220H224ZM72 222V221H71ZM46 223V222H45ZM49 223V222H48ZM76 223V222H75ZM156 224L155 223V221L153 222L152 221V224ZM224 223V222H223ZM59 224V223H58ZM71 224V223H70ZM140 224V225H139ZM143 224V225H142ZM152 224L150 225V227H153L152 226ZM161 224V223H160ZM49 225V224H48ZM60 226H61V224H59ZM55 226V229L56 228H58V229H63V228H60V226ZM157 225V224H156ZM155 225V226H156ZM52 226V225H51ZM71 226V225H70ZM73 226V225H72ZM140 226H143V227H140ZM158 226V225H157ZM53 227V226H52ZM67 227V226H66ZM97 227V226H96ZM144 227V228H145ZM159 227V226H158ZM179 227H181V226H179ZM257 227H259V226H257ZM48 228V226H45V228L44 229H46V231L48 230L47 229ZM73 228V227H72ZM140 228V229H139ZM153 228H155V227H153ZM152 228V229H153ZM157 228V227H156ZM155 228V229H156ZM68 229H69V227H68ZM95 229H98V228H95ZM148 229H146V230H148ZM151 229V230H152ZM256 229H258V228H256ZM260 229H263V228H260L259 227V229L256 231L255 230V232L252 234V235H250V237H248V238H246L247 239V241L245 242L246 244H244L245 246L247 245V246H249L248 248H250V249H256L257 247L256 246H260L259 244H263V242L261 241L262 239H264V237H263V235L262 234H264V233H262V232H260ZM69 230H71V227H70V229ZM150 230V229H149ZM154 230V229H153ZM264 230V229H263ZM262 230V231H263ZM218 230H216L215 232H217ZM14 232V231H13ZM16 232V231H15ZM15 232H14V235L13 234H11V236L9 237V243H8V241H7V243H8V249L10 248H12L11 246H12V244H14V236H15ZM47 232H50V230H48ZM74 232V231H73ZM149 232V231H148ZM151 232V231H150ZM149 232V233H150ZM224 232V231H223ZM250 232V231H249ZM227 233V232H226ZM232 233V232H231ZM235 233V232H234ZM71 234H73V233H71ZM153 234V233H152ZM215 234V233H214ZM70 235V234H69ZM138 235V234H137ZM218 235V234H217ZM234 235V234H233ZM151 236V235H150ZM219 236V235H218ZM249 236V235H248ZM147 237H149V236H147ZM146 237V238H147ZM153 236H151V238H152ZM216 237V236H215ZM230 238H231V235L229 236ZM10 238H12V239H10ZM145 238V239H146ZM244 238V237H243ZM155 239V238H154ZM153 239V240H154ZM233 239H234V237H233ZM4 240V239H3ZM148 240V239H147ZM147 240H145L144 242L145 243H150L149 242V240L147 241ZM152 240V239H151ZM238 240V239H237ZM220 241V240H219ZM218 241V242H219ZM222 241V240H221ZM230 241H231V239H230ZM239 241V240H238ZM261 241V242H260ZM152 242V241H151ZM155 242V241H154ZM224 242H226V241H224ZM223 242V243H224ZM232 242V241H231ZM120 243V242H119ZM142 243V242H141ZM220 244H221V242H219ZM227 243V242H226ZM230 243V242H229ZM234 243L236 244V242L234 241ZM238 243V242H237ZM110 244V242H108V245ZM151 244H154V245H157V243L155 244V243H151ZM159 244V243H158ZM106 245H107V243H106ZM141 245V244H140ZM150 245V244H149ZM149 245H147V246H149ZM153 245V246H154ZM224 245V244H223ZM228 245H231V244H228ZM227 245V246H228ZM14 246V245H13ZM16 246V245H15ZM138 246V245H137ZM144 247H145V245H143ZM151 246V245H150ZM159 246V245H158ZM161 246H162V244H161ZM170 246L171 245H169V250H170ZM225 246V245H224ZM223 246V247H224ZM226 246V247H227ZM234 246H236V245H234ZM263 246V245H262ZM262 246H260V247H262ZM58 247H59V245L58 244H52V241H47V239L46 238H44L42 241H41V243H40V245L37 247V249H35V250H32V251H29L30 252V255L32 256V262L31 263H34V264H54V263H56V261L57 260H60V258H61V256L60 255H58L59 254V252H57L58 251ZM88 247H90V242L88 243V241H85V242H83V243H81L80 245H77L76 247L74 246V248H72V250H71V253L69 254V256H68V258L70 259V260H72L73 259V257H75L74 256V254L76 255V253L75 252H77L78 253V251H80V250H84V249H88ZM140 247H142V245L140 246ZM142 248L148 255L149 254H151V252L150 253H148L149 252V250L151 249V248H153L152 246H151V248L149 249V247H145V248ZM160 247V246H159ZM158 247V248H159ZM172 247V246H171ZM175 247V246H174ZM214 247V246H213ZM231 247H233V246H231ZM14 248V247H13ZM12 248V249H13ZM146 248H148V249H146ZM156 249H158L157 248V246L155 247ZM161 248V247H160ZM177 248V247H176ZM211 248V246H209V247H207L206 248V251H205V249L204 250H202L203 252L201 253V254H204L205 256H209L208 254H209V252L211 251H209V249ZM9 249V250H10ZM11 249V250H12ZM146 249V250H145ZM167 249V248H166ZM166 249H164V254L166 253V252H168ZM181 250H184V249H182V248H180ZM212 250H213V248H211ZM232 249V248H231ZM11 250L9 251V254H7L4 258L3 257H1L0 256V260H2V262H1V264H10V259H12V258H14L13 260H19V261H15V263L16 264H25L26 263V261L24 262L23 261V257H11V256H13V254L11 253ZM114 250V249H113ZM112 250V253L114 252H116V253H118L117 251H113ZM143 250H142V252H143ZM147 250H148V252H147ZM153 249H151V251H152ZM166 250V251H165ZM171 250H173V247H172V249ZM260 250V249H259ZM155 251H158V250H155ZM160 251L163 253V251H162V248L160 249ZM174 251V250H173ZM177 251V250H176ZM180 251V250H179ZM179 251H178V253H179ZM205 251V252H204ZM214 251V250H213ZM230 251V250H229ZM228 251V252H229ZM262 251V250H261ZM13 252V251H12ZM144 252V253H145ZM101 253V252H100ZM173 254V253H175V252H170V254ZM183 253V251H181L179 254H182ZM263 253V252H262ZM120 254V253H119ZM118 254V255H119ZM153 254V253H152ZM155 254V253H154ZM154 254H153V256H154ZM157 254H158V252H157ZM159 254H160V252H159ZM179 254H176V255H179ZM211 254H213V253H211ZM260 254V253H259ZM11 255V256H10ZM112 255V254H111ZM110 255V256H111ZM156 255V254H155ZM162 255V254H161ZM166 255H168V254H165V256ZM182 255H184L185 256V254L183 253ZM203 255V256H204ZM10 256V257H9ZM113 257L111 258V257H108V255H107V257L104 255V256H98L97 255V258H95L96 260H94V262H93V264H113V263H115L116 264V262L115 261H117L119 258H117V257H115V258H117V260H115L114 259V254L112 255ZM116 256V255H115ZM159 257H161L160 255H158ZM164 256V255H163ZM260 256H262L261 254H260ZM264 256V255H263ZM121 257V256H120ZM150 257V256H149ZM155 257V256H154ZM156 258V257H155ZM158 258V257H157ZM180 258H181V256H180ZM196 258H199V256L197 255L196 256ZM62 259V258H61ZM181 259H183V258H181ZM180 259V260H181ZM260 259V258H259ZM26 260V259H25ZM115 260V261H114ZM122 260V259H121ZM153 260H156L157 261V259H153L152 258V261ZM159 260V259H158ZM179 260V259H178ZM196 260H198V259H196ZM12 261V260H11ZM151 261V262H152ZM219 262V261H218ZM223 262V261H222ZM28 263V262H27ZM30 263V262H29ZM122 263V262H121ZM117 264H120V263H117ZM177 264V263H176ZM191 264V263H190ZM192 264H198V263H196V262H194V263H192Z\"/></svg>",
	"mask_w": 264,
	"mask_h": 264
},
{
	"label": "water",
	"instance_id": "95a60500",
	"mask_svg": "<svg viewBox=\"0 0 264 264\" xmlns=\"http://www.w3.org/2000/svg\"><path fill=\"white\" fill-rule=\"evenodd\" d=\"M213 9L230 23L249 27L264 36V0H194Z\"/></svg>",
	"mask_w": 264,
	"mask_h": 264
}]
</instances>
